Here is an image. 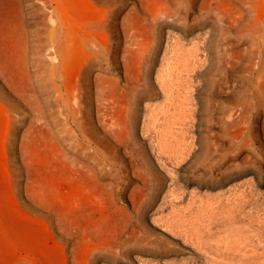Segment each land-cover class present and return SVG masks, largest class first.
Listing matches in <instances>:
<instances>
[{
    "label": "rangeland",
    "instance_id": "1",
    "mask_svg": "<svg viewBox=\"0 0 264 264\" xmlns=\"http://www.w3.org/2000/svg\"><path fill=\"white\" fill-rule=\"evenodd\" d=\"M0 264H264V0H0Z\"/></svg>",
    "mask_w": 264,
    "mask_h": 264
},
{
    "label": "bare ground",
    "instance_id": "2",
    "mask_svg": "<svg viewBox=\"0 0 264 264\" xmlns=\"http://www.w3.org/2000/svg\"><path fill=\"white\" fill-rule=\"evenodd\" d=\"M170 43V42H169ZM167 45V44H166ZM171 45V44H170ZM168 46V48H169V45H167ZM172 46V45H171ZM172 49V48H171ZM176 50V49H175ZM168 51H170V50H168ZM174 51V50H173ZM171 52V51H170ZM173 54V53H172ZM174 54H176V53H174ZM177 54H178V52H177ZM175 56V55H174ZM192 63V62H191ZM188 66V65H187ZM171 67V65L168 67V68H170ZM167 68V67H166ZM179 68V67H178ZM178 68L176 67L175 69H177L178 70ZM180 69V68H179ZM171 70V69H170ZM168 71V70H167ZM170 72V71H169ZM144 126V125H143ZM147 127V126H146ZM148 128V127H147ZM150 129V128H149ZM155 129V128H154ZM157 129V128H156ZM155 129V130H156ZM147 130V129H146ZM153 130V129H152ZM150 131V130H149ZM149 131H148V133H149ZM154 131V130H153ZM158 131V130H157ZM151 132V131H150ZM152 133V132H151ZM155 133V132H154ZM157 133V132H156ZM158 134V133H157ZM164 135V134H163ZM154 137V136H153ZM154 139H155V137H154ZM151 140V139H150ZM158 140V139H157ZM160 140V139H159ZM152 142H153V140H152ZM157 142V141H156ZM153 145H155V144H153L152 143V146ZM157 145V144H156ZM158 145H160V144H158ZM158 147V146H157ZM154 149H156V146H155V148ZM154 149H153V152H155L154 151ZM85 150H87V149H85ZM158 150H159V148H158ZM157 150V151H158ZM166 151V150H165ZM183 153V152H182ZM158 154H159V152H158ZM164 154V153H163ZM171 154V153H170ZM169 154V155H170ZM158 156V155H157ZM160 156V155H159ZM168 156V155H167ZM163 157V156H162ZM169 157V156H168ZM175 157V156H174ZM164 158V157H163ZM161 159V158H160ZM166 159V158H165ZM172 159V157L170 158V160ZM161 161V160H160ZM165 163H167V162H165ZM73 205H71V207H72ZM75 206H77V205H75ZM81 206V205H80ZM80 206H79V208H80ZM77 208V207H76Z\"/></svg>",
    "mask_w": 264,
    "mask_h": 264
}]
</instances>
